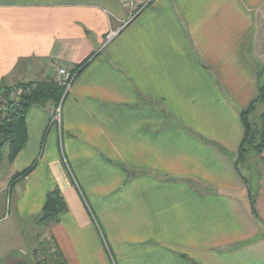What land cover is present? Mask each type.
Returning a JSON list of instances; mask_svg holds the SVG:
<instances>
[{"label": "crops", "instance_id": "1", "mask_svg": "<svg viewBox=\"0 0 264 264\" xmlns=\"http://www.w3.org/2000/svg\"><path fill=\"white\" fill-rule=\"evenodd\" d=\"M88 57L60 128L53 101L26 109L0 230L49 238L66 264H264V148L238 155L264 0H0V87ZM52 191L63 210L40 224Z\"/></svg>", "mask_w": 264, "mask_h": 264}, {"label": "trees", "instance_id": "2", "mask_svg": "<svg viewBox=\"0 0 264 264\" xmlns=\"http://www.w3.org/2000/svg\"><path fill=\"white\" fill-rule=\"evenodd\" d=\"M89 57L82 62L75 64L70 73L75 74L87 63ZM12 89H20V98L18 104L14 106L6 116L4 124L0 130V150L6 148L7 159L10 161L21 149L25 140V111L31 105H42L48 101L58 104L65 96L64 87L55 80L52 81H33L19 83L13 86H1L0 91L6 93ZM256 103H262L263 109L259 115L258 122H252L249 114L254 110ZM240 117L244 126V135L238 150V155L252 149L256 153H261L264 148V82L257 87L256 96L250 104L241 110ZM30 165L21 173L13 176L10 184L31 170ZM63 210L61 198L57 191L50 192L42 206L41 212L36 220L40 224H47L55 221L58 214ZM252 212H254L252 207ZM54 264H66L63 257L57 252Z\"/></svg>", "mask_w": 264, "mask_h": 264}, {"label": "rangeland", "instance_id": "3", "mask_svg": "<svg viewBox=\"0 0 264 264\" xmlns=\"http://www.w3.org/2000/svg\"><path fill=\"white\" fill-rule=\"evenodd\" d=\"M261 110L262 105L258 104L253 115L251 116L252 121H256L255 119H257ZM9 168L6 148L2 147L0 150V180H4ZM6 200L7 194L3 192L2 195H0V206L2 210H5ZM6 222L7 221L0 223V226L3 224L5 225ZM44 243L45 244L41 249L39 242L38 244L31 246L27 237H19L18 235L9 233L8 230L6 233L3 230H0V257L3 259L5 256H11L16 253V255L24 256L29 264H54V260L56 258L54 245L49 238H46ZM20 247L22 250H20ZM31 247L34 248V254H32ZM23 251H25V253H23Z\"/></svg>", "mask_w": 264, "mask_h": 264}, {"label": "built area", "instance_id": "4", "mask_svg": "<svg viewBox=\"0 0 264 264\" xmlns=\"http://www.w3.org/2000/svg\"><path fill=\"white\" fill-rule=\"evenodd\" d=\"M124 1L127 4H132L135 0ZM115 34L116 31H109L105 35L106 42L109 41L112 37H114ZM72 80L73 75L70 73V71H67L64 68H58L57 77L55 81L64 87L65 93L69 90ZM20 92V89H12L6 93L0 91V130L4 124V120L6 119L7 113L18 104ZM50 122L60 128V104L56 105V107H54L51 111Z\"/></svg>", "mask_w": 264, "mask_h": 264}, {"label": "water", "instance_id": "5", "mask_svg": "<svg viewBox=\"0 0 264 264\" xmlns=\"http://www.w3.org/2000/svg\"><path fill=\"white\" fill-rule=\"evenodd\" d=\"M16 264H27L24 258H19L16 260Z\"/></svg>", "mask_w": 264, "mask_h": 264}]
</instances>
